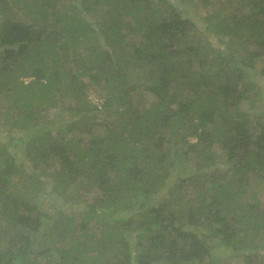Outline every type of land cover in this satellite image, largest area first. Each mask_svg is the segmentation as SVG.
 Listing matches in <instances>:
<instances>
[{"label": "trees", "instance_id": "16d2710c", "mask_svg": "<svg viewBox=\"0 0 264 264\" xmlns=\"http://www.w3.org/2000/svg\"><path fill=\"white\" fill-rule=\"evenodd\" d=\"M11 1L0 15L26 8L31 21L5 17L0 24V132L8 137L3 144L0 136V216L7 214L13 229L0 217V264H36L35 248L50 238L60 245L43 251L47 264L55 255L53 264H100L106 252L115 260L101 264H217V237L243 264H264V207L243 202L250 174L264 179V121L235 113L256 88L244 82L247 68L264 57V0H246L249 8L227 18L210 13L203 30L166 0ZM96 11L102 13L91 21ZM244 28L256 47L247 59L201 53V33L230 37ZM137 36L139 45L130 39ZM131 70L142 86L126 83ZM101 81L110 94L98 107L85 93ZM66 94L78 106L67 109L71 121L56 126L48 112ZM169 138L187 147L174 153ZM216 143L225 169H212ZM14 145L22 155L9 150ZM191 159L197 165L190 176L169 185ZM46 163L54 169L53 195L75 197L83 204L78 212L59 210L53 219L45 211L42 176L26 168ZM223 171L232 181L220 182ZM25 176L28 197L15 183Z\"/></svg>", "mask_w": 264, "mask_h": 264}, {"label": "rangeland", "instance_id": "374dc122", "mask_svg": "<svg viewBox=\"0 0 264 264\" xmlns=\"http://www.w3.org/2000/svg\"><path fill=\"white\" fill-rule=\"evenodd\" d=\"M5 3H1L0 4V8H2V6H8L11 4V0H4ZM10 1V3H8ZM42 0H24L25 3H31L28 4L31 6H34V4L38 5V3H41ZM168 1L171 6L175 9H177L181 14H183L184 16H187L189 18H191L200 28V30H203L204 27L206 26V22L204 20L205 16L210 14V13H215V12H219L221 18L223 17L227 18V17H231V14H235V13H241L244 12L245 9H241V7L246 6V8H249L248 4H245L246 0H166ZM7 2V3H6ZM54 1H52L53 3ZM243 2V3H240ZM33 3V4H32ZM235 3H240L239 8L234 11V5ZM233 5V6H232ZM4 7V8H5ZM104 8H107L106 6H104ZM240 9V10H239ZM5 11V10H4ZM30 12L29 11V16L28 14V10H26V8H24L23 10H13L11 12L7 11L4 15H0V24L3 22V18L7 17L10 19H14V20H22V21H26V22H30ZM97 13H102L100 11H96L95 13H93L92 17L90 18L91 21H94ZM32 15V14H31ZM127 15V14H126ZM240 16V15H238ZM126 19H130V21H132L133 19L130 18L129 15L126 16ZM219 19V20H220ZM241 31V32H240ZM239 33L237 35L234 36H230V37H222L219 35H216L212 32H208V33H201L199 36V43L201 46H203V49L201 50V53L205 52L207 54L211 53V55L213 57H215L216 54H220L223 51V54L227 55L228 58H231L232 56H234L236 59H238L240 61V59H247V55L249 53V51H255L256 47L254 45V40L253 38H251L250 36V30L248 28H244L242 30H240ZM123 33H128L129 32V28H123L122 29ZM138 37V38H137ZM136 38L131 37L130 39L132 41H136V45L140 44V40L141 37L137 36ZM99 40H100V44L103 43L102 45L104 46V48H108L109 50H111L109 45H105V42L103 40V37L99 36ZM128 41V38H127ZM130 41V40H129ZM83 51V50H82ZM80 51V52H82ZM221 51V52H220ZM86 53V52H84ZM205 56V55H204ZM242 61V60H241ZM242 65V64H241ZM244 68H247L245 66H243ZM264 67V57L261 56L260 58H258L256 60V64H255V68L253 69H248L247 68V72L244 75V82L246 83L249 80H253L256 84V88L252 89L251 92L248 93L247 96L244 97V99L241 101V103L238 106V109L235 111V113L237 112H246L248 113L249 117H263L261 118V120L264 121V75H262V73L260 72L261 69ZM73 68V66H72ZM73 70L76 72L78 71L77 67H74ZM136 75L132 72V70L128 73V79L126 81V83H133V84H139V87L142 86L145 82L141 81V79H136L135 77ZM23 77V76H21ZM20 77V79H21ZM32 78L31 77H25L22 78V80L28 82L30 81ZM243 82V84H245ZM188 88H184L182 91H179L180 94V98L185 100L188 98H190L191 93L188 91ZM110 94L109 89L107 87H105L104 83L101 81L99 84L95 85V86H90L89 88H87V91L85 93L86 99L87 101H89V104L91 105H95V106H102L103 101L105 99L106 96H108ZM60 96V94H58ZM204 98H200V100H198L199 103H204ZM186 101V100H185ZM62 105L63 109H61L62 107L59 106V108H54L51 109L48 114L51 118H53V122H55L56 126H60L62 125L63 120L67 119V121H71V112L69 110H67L69 107H74L75 105H77L78 101H76L74 99V97L72 95H64L62 98ZM144 102L147 104H150L153 102V97L151 95H149V93L145 92L144 95ZM80 103V102H79ZM114 106L117 107V105L114 104ZM122 110V108H120ZM111 112V111H109ZM192 113L196 116V120H198L197 116L199 114V110L198 108L194 111H192ZM59 116V117H57ZM105 117L104 113H100V118L99 120L102 121L103 118ZM69 118V119H68ZM211 126V124H209ZM208 125V126H209ZM5 127H0V129L3 131ZM0 130V131H1ZM101 132V130H99ZM98 131V133H99ZM15 133V131H13ZM12 132V133H13ZM78 134V133H76ZM16 137H18V133L14 134ZM0 136L2 137V139H4V143L8 141V137L5 138L6 136V132L2 133L0 132ZM66 137V141L68 140V138L70 136H65ZM16 140V138H15ZM14 140V141H15ZM169 140L171 141L169 143L170 148L173 147V151L174 153L178 152V151H183L187 145L182 144L181 142H179V138L176 139H172L169 138ZM177 140V141H176ZM192 142H195L194 138L190 139ZM14 144H16V142H14ZM17 141V140H16ZM21 140L19 139V142ZM16 145L9 147V150L12 153H15L16 155H22V148H15ZM18 152V153H17ZM192 152V151H191ZM191 158L194 156V153H191ZM212 153V169H216L217 167H221L223 169H225V156L223 154V151L221 149V146L219 143H216L214 146L211 147V151ZM28 163V162H27ZM26 163V164H27ZM18 164L20 165V161L18 162ZM28 165V164H27ZM195 165H197L196 162H194L192 159L189 162V164L187 165V171H184L179 168L176 170V172H174L172 178L167 179L169 185L173 184L177 181V183H179L180 181H178V178L182 179L184 177H189L190 174L195 170ZM31 166V167H30ZM29 168H26V171L28 169V173L29 175H32V172L34 173V171H36L37 173L41 174V178L44 181L45 185H44V190L47 192V194H42L40 193V198L42 197V203L44 204V208L45 211L47 213H49V215L52 216L53 219L57 218L58 215V211L61 210L63 212H65L66 214H71V212H78L80 209H82L83 204L79 203V201H77V199L74 197L69 198L68 197V201H65V198H60V197H55L56 195H53L52 191H51V184L49 183L51 181L50 177L54 171L53 167H51V163H46L40 165L39 167H33L32 165H30ZM198 166H201L200 164ZM2 170V166L0 165V172ZM46 173V175L44 174ZM23 176V175H22ZM234 175L233 174H228L227 172H222L221 173V178H220V182L222 181H232ZM25 177H18V179H16L17 181H15V183L19 184L18 186H16L20 191L21 194L23 195V197L25 196H30V193L27 191V186H26V181ZM188 179V178H187ZM249 185L246 186L245 192L243 194V202H256V203H260V205H262L264 207V179H261L258 176L255 175H251L249 176ZM49 181V182H48ZM216 186L218 185L215 184ZM233 185V184H232ZM90 189H92L90 187ZM233 189H236V186H233ZM184 192H189V185L187 187L183 188ZM191 192V191H190ZM20 194V195H21ZM92 194L89 193L88 198L91 196ZM255 198H254V196ZM26 197V198H27ZM39 199V198H38ZM106 212H108L107 210H105ZM4 214V213H3ZM2 217L6 223H8L7 228L9 227L8 231H13L12 229V225L9 223V218L7 214H4ZM207 232V231H206ZM208 235V234H207ZM222 239H220L219 237L215 238L213 240V254L215 255V257H217V264H243V257L240 256L238 253L233 254L232 253V247L231 246H227L224 242L221 241ZM44 242V241H42ZM58 245H60V242L58 240H56L55 238H50V241L47 242V244L45 245H38L35 248V253L33 255V260L34 262H36V264H47L45 257L43 255V251L47 250L48 248L54 250L55 248L58 247ZM58 256L55 255L54 258L50 259V264H53ZM55 259V260H54ZM115 260V252H106L104 254H102V258L100 259V261L97 260V263L99 262L101 263H113V261ZM155 264H170V263H155ZM185 264H191V263H185Z\"/></svg>", "mask_w": 264, "mask_h": 264}]
</instances>
